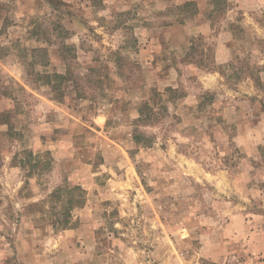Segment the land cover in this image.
Segmentation results:
<instances>
[{
  "label": "rangeland",
  "instance_id": "rangeland-1",
  "mask_svg": "<svg viewBox=\"0 0 264 264\" xmlns=\"http://www.w3.org/2000/svg\"><path fill=\"white\" fill-rule=\"evenodd\" d=\"M0 264H264V0H0Z\"/></svg>",
  "mask_w": 264,
  "mask_h": 264
},
{
  "label": "trees",
  "instance_id": "trees-1",
  "mask_svg": "<svg viewBox=\"0 0 264 264\" xmlns=\"http://www.w3.org/2000/svg\"><path fill=\"white\" fill-rule=\"evenodd\" d=\"M160 96H162V94L160 95ZM161 98V97H160ZM155 100V99H154ZM152 104L151 103H149V102H144V104H142L141 105V107H140V117H139V119H138V122H140L141 120H143V117H144V113H143V110L144 109H148L147 111H148V114H149V112L152 110V108H150V106H151ZM151 115V114H150ZM151 116H149V118H150ZM75 187H72V189L71 190H73ZM82 202V200H79V202ZM68 221H69V219L66 217L65 218V224H63L62 226L64 227V226H67V223H68ZM53 224H54V226L55 225H61V222H56V221H53Z\"/></svg>",
  "mask_w": 264,
  "mask_h": 264
},
{
  "label": "crops",
  "instance_id": "crops-1",
  "mask_svg": "<svg viewBox=\"0 0 264 264\" xmlns=\"http://www.w3.org/2000/svg\"><path fill=\"white\" fill-rule=\"evenodd\" d=\"M204 31H205V30H198V32H203V33H205Z\"/></svg>",
  "mask_w": 264,
  "mask_h": 264
}]
</instances>
